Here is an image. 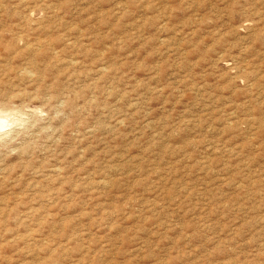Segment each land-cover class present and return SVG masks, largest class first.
Wrapping results in <instances>:
<instances>
[{
	"label": "rangeland",
	"instance_id": "1",
	"mask_svg": "<svg viewBox=\"0 0 264 264\" xmlns=\"http://www.w3.org/2000/svg\"><path fill=\"white\" fill-rule=\"evenodd\" d=\"M0 264H264V0H0Z\"/></svg>",
	"mask_w": 264,
	"mask_h": 264
}]
</instances>
